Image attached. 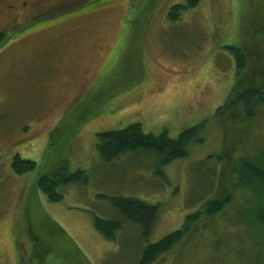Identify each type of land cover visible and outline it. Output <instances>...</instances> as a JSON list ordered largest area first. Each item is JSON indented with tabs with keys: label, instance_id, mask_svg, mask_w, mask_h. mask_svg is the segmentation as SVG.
Masks as SVG:
<instances>
[{
	"label": "rangeland",
	"instance_id": "1",
	"mask_svg": "<svg viewBox=\"0 0 264 264\" xmlns=\"http://www.w3.org/2000/svg\"><path fill=\"white\" fill-rule=\"evenodd\" d=\"M186 2L117 0L83 16L87 6H74L0 49V264H139L147 243L196 212L185 238L153 264H260L250 218L261 196L240 187L249 172L240 165L264 166V0H198L170 19ZM231 46L243 51V70ZM132 123L171 138L201 128L168 164L145 151L103 162L97 134ZM17 155L35 169L17 173ZM62 166L89 181L50 201L39 179ZM118 195L159 205L147 241L130 222L114 241L95 229V216L120 217L108 199ZM228 195L222 212L204 214Z\"/></svg>",
	"mask_w": 264,
	"mask_h": 264
},
{
	"label": "trees",
	"instance_id": "2",
	"mask_svg": "<svg viewBox=\"0 0 264 264\" xmlns=\"http://www.w3.org/2000/svg\"><path fill=\"white\" fill-rule=\"evenodd\" d=\"M197 3L198 0H187L184 5H173L169 13L170 19H179L185 9L195 6ZM229 49L235 56L238 69L243 70L246 66L243 51L238 47L232 46ZM259 94L260 91L254 89L244 93V95H240L239 98L246 101L251 96ZM200 128L201 125L192 126L183 130L177 138H171L167 132L155 135L146 132L141 123H132L124 128L98 133L97 150L100 159L108 163L115 161L127 152H152L157 154L160 166H162L177 158L185 157L187 155V144L199 133ZM35 167L36 162L33 160L23 159L19 155L14 157L13 168L19 174L34 170ZM240 170L241 173L242 171H249L243 177L241 174L244 182L241 183L240 187L253 190L254 193L261 196L251 213L250 225L262 236L257 247L262 245L261 251H263V255L257 254L256 258L260 264H264V166L245 161L241 163ZM250 171L252 175L249 174ZM88 181V175L85 170L79 168L76 171H69L67 167L62 166L50 175L41 176L38 186L50 201H60L63 198L61 188L73 183L87 184ZM254 183L258 188L254 186ZM108 199L118 210L120 217L101 218L95 216V229L108 240L114 241L117 239L118 232L123 229L124 222H130L140 229L141 237L147 241L158 219L159 205L150 204L134 196H109ZM230 203V195L210 200L205 204L204 214L214 216L222 212ZM199 216L200 213L198 212L188 215L182 227L166 234L157 241L147 243L142 249L139 264H153L162 255L173 249L185 238L189 232L190 224L197 221Z\"/></svg>",
	"mask_w": 264,
	"mask_h": 264
},
{
	"label": "flooded vegetation",
	"instance_id": "3",
	"mask_svg": "<svg viewBox=\"0 0 264 264\" xmlns=\"http://www.w3.org/2000/svg\"><path fill=\"white\" fill-rule=\"evenodd\" d=\"M115 2L117 0H101L96 3L92 0H0V49L51 26L54 23L49 25L48 17L77 8L74 6H87L79 13L83 16ZM5 39L8 40L7 44H4Z\"/></svg>",
	"mask_w": 264,
	"mask_h": 264
}]
</instances>
